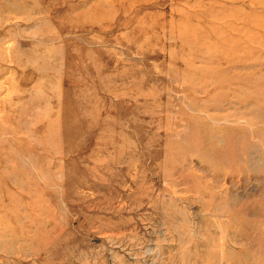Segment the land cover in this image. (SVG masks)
<instances>
[{
  "label": "rangeland",
  "instance_id": "obj_1",
  "mask_svg": "<svg viewBox=\"0 0 264 264\" xmlns=\"http://www.w3.org/2000/svg\"><path fill=\"white\" fill-rule=\"evenodd\" d=\"M0 264H264V0H0Z\"/></svg>",
  "mask_w": 264,
  "mask_h": 264
}]
</instances>
